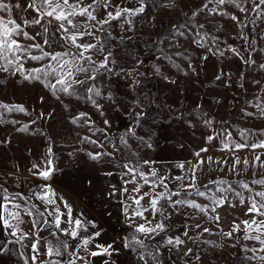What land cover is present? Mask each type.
<instances>
[{
	"label": "rangeland",
	"instance_id": "1",
	"mask_svg": "<svg viewBox=\"0 0 264 264\" xmlns=\"http://www.w3.org/2000/svg\"><path fill=\"white\" fill-rule=\"evenodd\" d=\"M3 2L20 5L19 9L13 8L10 18L34 37V40L16 37L22 44L39 43L44 51L53 54L79 51L61 39L63 33L57 31L54 20L48 24L46 17L40 25L23 24V20H31L35 15L31 9L22 11L29 0ZM92 2L83 0V5ZM103 2L95 5L93 12L98 20L107 18ZM111 3L129 9L143 6L144 11L103 25V31L95 32L98 39L85 37L86 42L104 49L103 53H89L97 63L111 50L114 62L110 72L100 69L95 80L76 73L75 79L85 83L73 85L72 95L60 91L54 95L46 86L56 82L54 76L29 82L21 74L0 71V103L26 109L8 112L0 108V188L7 190L13 202L25 203L34 216L37 213L29 205L31 192L43 191L48 186L64 187L91 210L99 228L111 239L116 238V246L123 248L128 264H144L138 260L136 250L124 247V238L132 232L127 226L125 208L128 206V216L136 208L131 198L146 192L163 193L165 197L179 192V196L172 195L170 200H160V212L144 213L151 222L149 226L158 222L166 226V231L159 235L141 237L150 249L160 248L163 264H264L248 259L252 253L242 250L261 247L255 240L243 239L242 221L253 218L246 214L250 198L255 192L264 191V185L256 183L264 180V167L254 162L264 149L235 148V144L264 141L261 116L264 16L251 11L250 0L247 4L236 0L249 9L247 14L231 3L218 7L209 0H143V4L141 0H111ZM107 11L114 9L109 6ZM231 15L242 23L232 21ZM0 17L8 19L9 14L0 12ZM245 35L248 40L243 38ZM230 48L238 49L255 63H243ZM31 52L40 55L35 49ZM53 63L46 58L40 62L26 61L24 67L30 72ZM89 87L93 92L87 91ZM97 91L100 95L94 94ZM137 113H141L138 121ZM81 114H86L83 119ZM129 128L136 135L127 136L125 146L120 140ZM85 137L103 147L87 142ZM209 137L214 139L209 142ZM202 148L208 151L200 152ZM97 152L112 153L114 159L107 155L99 161L89 158L88 153ZM50 156L55 171L45 180L38 172ZM236 160L240 163H235ZM261 160L264 161V155ZM125 163L130 167L136 165L139 172L146 174L155 169L157 176L149 177L150 181L155 184L166 177L167 189L150 188L139 176L135 177V184L129 183L133 177L125 175L127 169L122 167ZM180 164L184 167L180 168ZM193 171L196 188L185 191ZM245 184L248 189L243 187ZM125 187L127 192L123 191ZM136 187H140L139 194L133 191ZM197 189L205 195H198ZM2 196L0 192V200ZM213 198L224 199L225 203L216 205ZM149 199L145 196L141 205L149 207ZM192 202L208 211L189 207ZM213 207L215 212L211 210ZM215 216H219L218 222L211 218ZM34 221L39 225L37 216ZM135 222L146 223L139 217ZM235 224L240 225L239 232H234L231 238L223 235ZM205 228L211 231L205 232ZM184 232L188 234L185 236ZM177 236L184 241L182 245L165 246L169 237ZM2 243L0 240V248L7 251L0 254V264H25L23 258L17 259L19 248L14 242ZM188 249L191 252L185 255ZM145 259L148 264H155L150 257Z\"/></svg>",
	"mask_w": 264,
	"mask_h": 264
},
{
	"label": "snow or ice",
	"instance_id": "2",
	"mask_svg": "<svg viewBox=\"0 0 264 264\" xmlns=\"http://www.w3.org/2000/svg\"><path fill=\"white\" fill-rule=\"evenodd\" d=\"M249 0H244V4H247ZM209 3H215L218 7L224 6L226 4H233L241 13L247 14L249 9L243 6L241 3H236V0H209ZM252 5L251 11L255 12L257 16H264V0H250ZM101 4V0H93L92 3H89L87 6L83 5V0H29L27 7L22 11H27L31 9L32 12L35 13L31 20H23V24L25 26H33L40 25L45 18H49L47 20L48 24H51L54 20L57 23V31H61L63 36L61 39L65 41L66 44L69 45L70 48L74 47L79 51L73 53L71 51L64 53H49L44 51V47L39 43L24 45L22 44L16 37H23L26 40H34V37L31 36L27 31H24V28L20 23H17L15 19L10 18L13 8H20V5L17 3L15 5L10 3H5L3 0H0V12L8 13L9 18L5 19L0 17V71L8 72L10 74H21L24 76L25 80L29 82L39 81L42 77L54 76L56 82H49L46 86L52 89L53 94H56V91H60L66 93L68 95H72V86L75 84H83L85 81L75 79L76 73H84L88 76V79L95 80L96 73L100 71V69H104L105 71H111L110 65L114 62L112 57V52L109 50L106 55H104L103 60L97 63L93 60V57L89 53L99 52L103 53L104 49L102 47H98L96 43L91 41H85V37H92L94 39H98L95 36L96 31H103V25L109 24L112 20H120L127 16H134L140 14L144 11V7H140L138 9H129L122 8L117 4H112L111 0H104L103 7L106 10V17L100 20L97 19V16L93 14L95 10V5ZM141 4H143V0H141ZM111 6L114 11H107V9ZM207 8V4L204 5ZM92 9V10H90ZM195 15V13H194ZM77 17L82 18V20H78ZM230 19L232 21L237 22V24H241L242 21L236 15H231ZM95 22L90 23V22ZM130 23V21H129ZM255 23V21H253ZM99 25V27H97ZM47 27L44 28V32H47ZM245 40L249 38L245 35L243 36ZM44 44L47 45L48 41L45 39ZM31 49H35L40 52V55H33ZM237 57L241 59V61L245 64L255 63L254 60H249L248 58L241 55L240 51L236 48H230ZM222 54V53H221ZM65 57H71V59H65ZM46 58H50L51 61L55 62L53 64H47L40 68H34L30 72L28 69L24 67L26 61H34L40 62ZM203 59H207V57H203ZM87 64L88 67L84 65ZM261 68H264V65H261ZM219 78V77H217ZM57 85L59 88L57 89ZM89 92H93V89L89 87L87 89ZM95 95H100L97 91L94 93ZM59 98V97H57ZM97 107H99L97 105ZM0 108L7 110L8 112L18 111L25 112L26 109L23 106L13 105L9 106L7 104L0 103ZM41 116L44 114L41 113ZM86 114H81V119L84 118ZM249 115H252L251 113ZM261 116L264 117V109L261 110ZM141 118V113H137L136 119L137 121ZM76 122L75 120L73 121ZM14 123V122H13ZM107 120L105 124H107ZM136 133L133 128H129L126 130L124 136L121 137L120 142L125 146L128 145L127 136H135ZM87 142L97 145L98 147H103L102 144H99L97 141L91 140L88 137L84 138ZM214 139L213 137H209V142ZM151 147V145H147ZM115 147V145H113ZM224 147L226 149L229 148L228 143H225ZM246 147H251L253 150L257 148L264 149V141L259 143H255L252 145L247 144H235L236 149H243ZM118 150V149H117ZM207 148H202L200 152H207ZM200 152H197L196 155L199 156ZM49 155L51 152L49 151ZM112 156V153H102L97 152L95 154L88 153V156L92 160L99 161L103 156ZM260 155L255 156V163H259L261 167H264V161L261 160ZM130 163V162H129ZM129 163H125L122 165L123 168L127 169L125 175L130 174L133 179L129 181V183H136L135 177L139 176L144 184L149 185L150 188H155L159 186H163L167 189V184L164 183V178H160L158 183L153 184L150 181L149 177L155 178L157 176V172L153 169L150 173L146 174L138 171V167L136 165L129 166ZM152 163V162H145ZM203 163V161H201ZM235 163H240L239 160H236ZM244 163L247 165L248 161L245 160ZM34 168H37V165H33ZM180 168H183L184 165L180 164ZM55 171V168L52 164L51 160L46 161L44 170L39 171L38 174L41 178L47 180L51 178L52 173ZM176 179L182 180L183 177H177ZM257 184L264 185V180L256 181ZM244 188L248 189V185H243ZM189 188H196V178L195 172L193 171V175L191 177V182L185 187V191ZM123 191L127 192L128 189L125 187ZM134 192L140 193V187H136L133 189ZM251 191V189H249ZM0 192H3L2 200H0V223L3 224L4 228L11 229V236L16 237V242H19L22 237L18 235V223L20 221V212L18 211L21 207L20 204L13 203L12 197H10L7 193L6 189L0 188ZM197 194L200 196L205 195L204 192H200L197 189ZM55 193L51 191L50 187L46 190L43 195L38 196L37 198L44 201L47 204H54L55 201L51 199V196H54ZM179 196V192H172L165 197L163 193H155L146 192L142 195H138V197H132L133 203L136 205L134 213L132 216H128L127 207L125 208L124 215L127 217L129 223L127 226L132 229V232L124 238L125 248H131L136 250L138 253V260L144 262V264H148L145 257H150L155 264H163V261L160 259V248H152L145 243V240L141 237L151 238L154 234L159 235L160 232L166 231V226L163 223H156L153 226H149L151 224L148 221V218L144 215L145 212L151 210L153 213H158L161 211L159 205L161 199H171V196ZM239 196V193H236ZM145 196L150 197L149 199V207H143L141 205V201L144 200ZM259 197V200L256 199ZM240 202L243 204L244 199L241 197ZM174 204H182L185 201H174ZM213 203L216 205L222 206L225 203L224 199H215L213 198ZM250 206L247 210V215H253L251 220L242 221L244 225L245 235L243 239L245 240H255L258 242L261 247L257 248H242L245 252H251L252 256L248 257L250 260H258L260 262H264V255H259L258 253H264V191L255 192L254 195L250 198ZM235 206V205H233ZM64 207L68 210V220L66 223L69 225L68 228H61V216L63 213H60L59 208L56 209V219H55V227L60 232H62L65 236H70L72 239H77L81 230H85L84 225L82 224L80 219L73 220L71 218L72 209L64 202ZM189 207L199 210L200 212H207L208 209L206 207H202L201 205L192 202L189 204ZM213 212L216 209L213 207L211 209ZM28 215H31V211H28ZM139 217L141 220L146 221V223H136L135 218ZM260 217L261 219H257ZM212 219L219 221V216L211 217ZM17 221V224H13L11 221ZM35 223V221L33 222ZM93 227L95 225L93 224ZM241 230L239 224H235L232 227V230L223 235L231 238L234 232H239ZM205 232H210L211 230L208 228L204 229ZM255 233V235H253ZM139 234V235H137ZM187 232H184L183 235H187ZM100 235L99 232L93 234L90 238H82V241L79 243V246L73 251L69 252L68 262L67 264H77V261L82 260L84 264H90L88 257H99L106 256L111 257L113 252L116 251L111 244L104 245L101 243H96L94 245L95 251H89V245L93 242L95 237ZM184 243L183 240L180 239L179 236L175 238L169 237L166 241L165 246H173L179 247ZM39 240L37 239L35 243L31 245L32 252L34 255L31 256L32 264H37L38 258L41 255L38 248ZM235 245H233L234 247ZM83 248V250L87 253V256H80L79 249ZM68 245L66 242L57 240L55 244L51 241L47 242V247L44 255L48 257L47 261L44 264H63V255L64 252L67 251ZM7 249L0 248V254L6 252ZM191 249H188L185 255L190 254ZM55 257H59L60 259H54ZM198 258V257H197ZM25 264H29L28 260H25ZM103 264H109L108 260H104Z\"/></svg>",
	"mask_w": 264,
	"mask_h": 264
},
{
	"label": "crops",
	"instance_id": "3",
	"mask_svg": "<svg viewBox=\"0 0 264 264\" xmlns=\"http://www.w3.org/2000/svg\"><path fill=\"white\" fill-rule=\"evenodd\" d=\"M50 187L51 191L55 193L54 196L50 198L55 201L54 204H47L44 201L38 199L37 197L43 195L46 190ZM31 200L29 201V205L31 204L34 207V210L37 214L38 221H40L39 225L34 222V216L31 211V215H28V211H30L25 203H21L20 201H14L13 203L20 204L21 207L18 210L20 212V221L18 223V235L22 237L19 242H16V237L11 236V229L4 228L3 224L1 225L0 230V240H3L1 245H5L6 241L14 242V246L19 248V252H21V258L24 260H28L29 264L31 262V256L34 255L32 252L31 245L39 240L38 248L41 255L38 258L37 264H44L47 261L48 257L44 255L47 247V242L51 241L53 244L56 243L57 240L66 242L68 245L67 251L64 252L63 255V264H67L69 256V252H73L82 241V238H90L94 233L99 232L100 235L93 239V242L89 245V251H95L94 245L96 243H101L104 245L111 244L113 248L116 250L113 252L111 257L99 256V257H88L90 264H103L104 260H108L109 264H128L126 254L123 251L122 247L116 246L117 241L116 238L112 239L105 232L104 229L99 228L98 223L92 219L91 210L80 201V198L77 195L67 191L62 186H48L44 187L43 191H39V189L34 190L29 195ZM64 202L72 209L71 218L73 220L80 219L82 224L84 225L85 230H81L77 239H72L70 236H65L62 232H60L55 227V219L57 216L56 209L59 208L60 213H63L61 216V228H68L69 225L66 223L68 220V210L64 207ZM13 224H17V221H11ZM93 224L95 227H93ZM80 256H87V253L81 247L79 249ZM54 259H60L59 257H55ZM77 264H84V261L79 260Z\"/></svg>",
	"mask_w": 264,
	"mask_h": 264
},
{
	"label": "trees",
	"instance_id": "4",
	"mask_svg": "<svg viewBox=\"0 0 264 264\" xmlns=\"http://www.w3.org/2000/svg\"><path fill=\"white\" fill-rule=\"evenodd\" d=\"M31 209H33L34 210V207L31 205ZM21 252H17V259L19 258L21 261H22V258H21Z\"/></svg>",
	"mask_w": 264,
	"mask_h": 264
},
{
	"label": "water",
	"instance_id": "5",
	"mask_svg": "<svg viewBox=\"0 0 264 264\" xmlns=\"http://www.w3.org/2000/svg\"><path fill=\"white\" fill-rule=\"evenodd\" d=\"M48 160H52V157L50 156V157L48 158ZM48 160H47V161H48ZM43 170H44V168H42L41 171H43Z\"/></svg>",
	"mask_w": 264,
	"mask_h": 264
}]
</instances>
